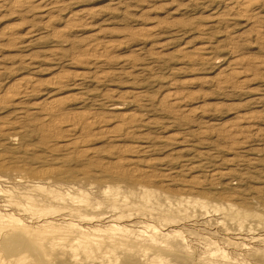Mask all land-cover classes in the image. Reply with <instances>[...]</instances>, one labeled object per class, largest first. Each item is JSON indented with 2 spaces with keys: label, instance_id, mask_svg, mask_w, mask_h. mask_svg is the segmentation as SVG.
<instances>
[{
  "label": "rangeland",
  "instance_id": "obj_1",
  "mask_svg": "<svg viewBox=\"0 0 264 264\" xmlns=\"http://www.w3.org/2000/svg\"><path fill=\"white\" fill-rule=\"evenodd\" d=\"M14 1L0 0V99L4 100L0 102V208H8L31 225L30 213L4 206L7 193L2 190L25 192L29 185L39 184L73 194L80 191L89 203L105 210L103 189L118 187L119 195L135 208L155 212V218L138 213L131 221L135 229L165 234L159 244L162 249L148 248L162 264H212L202 251L216 243L236 259L239 252L225 245L221 227L240 231L233 218L241 219V214L246 215L247 229H252L245 230L243 237L264 235V0H63L52 10L19 8ZM237 1L260 6V13L252 19L235 13L232 5ZM30 28H35L34 33H27ZM92 43L109 45L107 58L98 65L92 63L96 53H85ZM205 44L210 47L204 54L207 58L194 59L196 48ZM239 57L244 64H233ZM231 72H235L232 84H217ZM81 73L87 74V80L78 88L68 85L72 81L63 86L53 83L57 74L73 78ZM98 73L105 78L96 80ZM25 77H32L35 87L24 108L16 110L4 94L14 93L16 83ZM174 91L184 100L178 111L164 100ZM62 95L71 98L66 99L65 113L91 112L98 119H108L112 129L122 114L143 116L136 132L121 135L117 143L99 128L88 132L92 144L86 147L92 152L96 148L100 157L80 160L61 150L66 140L59 136L65 131L46 134L42 115L34 112L36 102ZM242 114L254 116L257 132L262 130L251 133L246 148L226 134ZM127 143L144 145L147 151L135 157L122 150ZM124 156L128 161L120 172L140 165L152 180L111 176L112 168H103L98 161L115 162ZM213 170L233 175L214 178ZM196 180L201 185L194 184ZM43 193L31 192L36 200L57 206ZM186 199L205 200L212 211L202 216ZM230 203L240 211L237 216L228 210ZM214 204L225 211L214 210ZM59 212L53 217L65 221V211ZM47 233L38 231L31 240L30 236L6 238L8 233L0 231V264H14L25 250L27 264H74L67 249L77 232L64 227L56 236ZM61 233L69 238L60 239ZM122 261L119 258L115 264Z\"/></svg>",
  "mask_w": 264,
  "mask_h": 264
},
{
  "label": "bare ground",
  "instance_id": "obj_2",
  "mask_svg": "<svg viewBox=\"0 0 264 264\" xmlns=\"http://www.w3.org/2000/svg\"><path fill=\"white\" fill-rule=\"evenodd\" d=\"M62 1L63 0H54L52 3V2H47L46 0H15L14 3H15V6L19 7V8L32 6L35 8L38 7L40 9H49V10L51 8V10H52L53 6L61 4ZM232 10L235 13L242 14V15L247 16L248 18L252 19V18H256L257 14L260 13V6L255 5V4L248 2V1H237V2L233 3ZM43 13H45V12H43ZM46 13L47 14H45V15H48V12H46ZM47 22L48 21H46V23ZM34 31H35V28H33V29L30 28V30L27 33H29V32L34 33ZM13 33H10L9 36L12 35ZM29 35H31V34H29ZM109 44H111V43H109ZM108 46L109 45L104 44V43L103 44L102 43H92L85 48V53H88V55L90 53H96L97 57L92 60V63L95 65H98L100 62H102V61L104 62V59L107 58V56H108L107 52L110 51V50H108ZM209 48L210 47L207 46L206 44L204 46L197 47L196 49L198 51L196 50L197 51L196 55L193 58L196 60H201V59L203 60L204 58H207V56L204 57V54L209 52ZM90 55H92V54H90ZM96 55H93V56L95 57ZM243 59H244L243 57L242 58H240V57L236 58L232 61V63L233 64H242ZM257 66L262 67L263 65L259 63V65H257ZM235 72H236V70H235ZM235 72H234V74H235ZM234 74H232V72H231V76L227 75V76L219 78L217 80V84H220L221 86L232 84L235 80V79H233ZM86 75L87 74L81 73V74H78V77L76 76L73 78H67L68 76H65L62 74L61 75L57 74L54 77L53 83H54V85L57 84V86H63L65 83L67 84L68 82L72 81V83L71 84L68 83V85H71L70 87H72L74 89V88L80 87L83 84V82L85 80H87ZM240 75H242V74H240ZM104 76H103V74L98 73L94 76V78L98 81H101L102 78H105ZM34 82L35 81L32 79V77H25L19 83H16L17 84V85H15L16 88L13 89V90H15V92L13 91L14 93H9V92H6L5 94L3 93L5 97L9 98L8 101H10V100L14 101V105L16 106V110L24 108L23 105L25 103L26 97L29 95L32 88L35 87ZM0 88L2 89V87H0ZM0 92H1V90H0ZM64 96H66V95H64ZM64 96L63 95L60 97L54 96V97H51L49 99H43L39 102H36L35 104L37 106L35 105L36 107L34 110H36V111H34V112L42 115V121H44V124L42 127L45 130L46 134L52 135L54 133H57V131L59 133V131L60 130L62 131V129H63V131H65L63 135L60 134L61 136H59V137L65 138V140H66V142L64 144L59 143V144H61L60 145L61 150L68 152L69 154H71L72 156H74L80 160L94 159L93 157H95V156L100 157L99 156L100 153H99V155H97L98 152H97L96 148H95L96 151L92 152L91 149L86 147L89 144H92V143H88V142H90V139H91V138L90 139L87 138L88 135H91V133L88 134V132H90L91 130H93L95 128H99V130L106 133L105 136H106V138H108L109 141H112L114 143L116 141V143H117V140L121 137V135H123V134H126V135L130 134L131 135V134L136 132V130H135V129H137L136 126L139 125L138 123L141 122V119L143 116V115L141 116L140 114H137V113L122 114L120 116L119 124L116 125L115 129H112L113 127L112 128L108 127V125L106 124V121L107 122L109 121L108 119L107 120L106 119H98L96 116H93L92 114L90 115L91 112L89 113L87 111L77 110L74 112L65 113V111H66L65 109L67 108V105H68V101L66 99L70 98V97H64ZM68 96H70V95L68 94ZM81 96H83V95H81ZM72 97L75 98V96H72ZM87 97L88 96L86 95V97H82V98H87ZM78 98H80V97H78ZM164 100L167 103V106L174 108L176 111L180 110V108L184 102L183 97L179 96V94L175 91L168 93L164 97ZM0 102H1V99H0ZM2 102H1V104H2ZM7 103H9V102H7ZM79 104H81V103H79ZM28 111H29V109H28ZM17 113H19V112L17 111ZM13 114H14V112H13ZM22 114H24V113H22ZM28 114L29 113H27V115ZM18 116H16V117H18ZM253 117L251 114L240 115V118L238 117L239 119L236 121V123H234L235 125H233V128H230V130L227 131V133L225 132L228 137L238 139V141H237L238 145H239L238 147H240V148H246V146H248V143L251 140V137L253 136V134H251L252 132H255V133H261L262 132V130H261V132H257L258 131L257 126L255 123L252 122ZM17 121H18V119H17ZM14 122H16V121H14ZM3 124H1V125H3ZM108 124H110V123H108ZM9 125H11V124H9ZM12 126L13 125H11L10 127H12ZM114 126H115V124H114ZM1 130L2 129L0 126V131ZM134 130H135V132H134ZM7 131H9V129ZM236 131H238V132H236ZM57 135H59V134H57ZM91 136H89V137H91ZM54 137H55V135H54ZM59 140H61V139H59ZM138 143L132 144V145L131 144L129 145L127 143L128 145H126V147L124 146V148H122V150L131 152L133 154V156H135V157L139 156L142 152H145L147 150L145 149L144 145H141ZM236 145L234 144L233 146H236ZM52 149H55V147L53 146ZM149 149H151V148H149ZM127 159L124 156V157L117 158V160L115 162L105 161L104 159H98V161L102 164V165L100 164L101 166H104L103 168H112V170L110 169L111 170V172H110L111 176H115V175H117V176L118 175L129 176V177L130 176L131 177L143 176L144 180H146V179L152 180L151 175L148 174V172H147L148 170L142 169V167L140 168L139 167L140 165L137 168H135L137 165L134 168L132 166L133 170H131L130 172L128 171L129 173L128 172L126 173L128 168L126 169V171H125V169H123L124 172L122 170L121 171L122 173H121L120 170L122 167L125 166V162L128 161ZM239 160H241V159H239ZM132 161H135V159H133ZM239 162H237V164H240ZM151 163H152V161H151ZM151 163H149V164H151ZM2 165L3 164H1V162H0V167ZM151 168H153V167H151ZM220 171H217V170L212 171L213 172L212 175L214 176V178L216 176L217 177L218 176L219 177H226V176L233 175L231 173V171H224V172L223 171L220 172ZM54 172H56V171H54ZM169 173H171V172H169ZM151 174H153V172ZM156 174H159V173H156ZM162 174H163V176L165 175L164 173H162ZM162 174H160V175H162ZM49 175H47V176L41 175L40 177L42 179H48ZM153 176H154V174H153ZM161 178H163V177H161ZM21 180H19V181H21ZM49 181H51V180H49ZM199 182L200 181L196 180V182H194V184H200L201 185V182L200 183ZM228 184L229 183H227L226 185H228ZM193 187H195V186H193ZM72 188H74V187L72 186ZM192 188L189 191L192 192ZM119 189L120 188L113 187V186H107V187H105V189H103L102 192L107 197V202H106L107 207L105 206L106 207L105 210H103L101 208V206H98V204L89 203L90 200L88 201V197L83 192L81 193L80 191H75L73 194V193H70L68 191L62 192L59 189L50 188V187L48 188V187H45V186H42L39 184L29 185V191L27 190L25 192H23V191L22 192L21 191L20 192H14V191H9V190H2L3 192L7 193L6 199H5L6 205H4V206H6V207L7 206H13L15 208L17 207L22 212L30 213L32 215L33 221H31L32 224L29 225L24 221V219L17 216L18 214H15V213L9 211L8 208H0V231H5L6 233H8L6 238H11L13 235H17V236H23V237L30 236V239L34 240L35 237H33V236L38 231L43 232L45 230V231L49 232V233H47L49 235H53L54 233H56V235H57V232L59 231V229L61 230V228H64V227L69 228V229L73 230L74 232H77V234H78L73 239L74 242L70 243V245L67 249V251H69V254L71 255V258L73 259L74 264H115V262L119 261V258L123 259V261H122L123 263L121 262L122 264H162L163 260L157 254L151 255V253L149 252L150 250L148 248L159 249L160 248L159 244L161 242L162 236L164 237L165 234L162 235V233L160 232L161 233V235H160L158 233L159 231H157L156 229L151 230V232H149L148 230L135 229L136 226H134L132 221H131V218L133 217V215L138 214V213H140L146 217L148 216L150 218H155L156 217L155 212L152 211L150 208L149 209L148 208H141V209L135 208L134 205L131 202H129L127 198H125V197L122 198L119 195ZM36 190L37 191L39 190V192L41 191V193L44 192L43 194L46 196V198H47L46 200H50L49 201L50 203L53 202V203L57 204V206L55 205L56 206L55 207L53 204H47L45 202H41V200H39V201L36 200L37 198L35 199L33 197V195L31 194L32 191H36ZM193 190H195V189H193ZM0 191H1V189H0ZM144 193H145V195H147V193L149 195L148 189H145ZM41 197L42 196H40V198ZM186 201L190 205L196 207V209L198 208L201 211L202 216L203 215L205 216V215H207V213L212 211V210H210L211 205H209V202H207L205 200L186 199ZM147 202H150V200H147ZM212 206H213L214 210L226 209L225 207H222L218 204H214ZM228 207H229L228 210H230V212L232 214H234L235 216H237L236 214H239L236 212H240V211L238 210L237 207H234L233 204H231V203L228 204ZM61 210L65 211L68 218H66L65 221H63V222H58V221H56L57 219H55L53 217V214L55 215V213H57ZM223 211H225V210H223ZM61 212H59V214ZM243 214H245V213H243ZM240 217H241V219L233 218L235 223H237L238 226L240 227L239 228L240 231L235 230L232 232V231H230V228H227L228 226L227 227H221L224 230L223 240L225 242V245L230 247L232 250H234V252L238 251L239 252L238 256H236V259H233V257H231L222 246L216 245L217 243L215 245L210 244V246L212 248L208 250V249H206L207 248V246H206V248L204 247L205 249L203 248L204 251H202V253L209 258V260L211 261L212 264H254V263L259 264L260 261H262L264 259V247H263L264 246V235L260 234V233L259 234L251 233L248 236V237H250V238H248L249 240H247L246 236L243 237L244 231L249 230L251 232L252 229L251 228L247 229V227H246V223H245L246 215H245V218H244V216L242 217V214L240 215ZM217 223L219 224L220 222H217ZM56 235L54 234V236H56ZM67 237L69 238V236L67 234L61 233L60 239H66ZM53 238H55V237H53ZM1 239H2V237H1ZM247 241H249V242H247ZM254 242L258 243V244H255ZM53 243H52V245H53ZM145 244L150 245V247H146ZM160 249H162V248H160ZM24 252H26V250L23 252H20L18 258L14 261V264H23L24 262H25V264H27V261H28V259H26L27 255L25 257V254L27 252L25 254H24ZM82 255H83V258H82ZM141 257H143L144 259H141ZM236 261H238V263H236Z\"/></svg>",
  "mask_w": 264,
  "mask_h": 264
}]
</instances>
